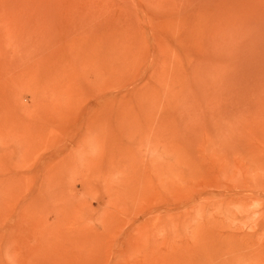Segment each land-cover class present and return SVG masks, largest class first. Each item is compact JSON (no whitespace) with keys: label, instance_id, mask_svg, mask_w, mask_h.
<instances>
[{"label":"rangeland","instance_id":"374dc122","mask_svg":"<svg viewBox=\"0 0 264 264\" xmlns=\"http://www.w3.org/2000/svg\"><path fill=\"white\" fill-rule=\"evenodd\" d=\"M0 264H264V0H0Z\"/></svg>","mask_w":264,"mask_h":264}]
</instances>
